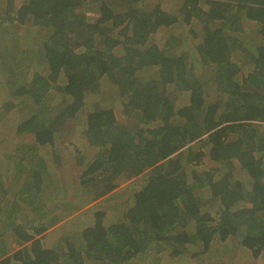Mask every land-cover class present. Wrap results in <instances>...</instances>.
<instances>
[{"label":"trees","instance_id":"obj_1","mask_svg":"<svg viewBox=\"0 0 264 264\" xmlns=\"http://www.w3.org/2000/svg\"><path fill=\"white\" fill-rule=\"evenodd\" d=\"M148 3L0 0V103L26 115L16 131L31 133L35 144L25 147L35 166L22 192L0 181V201L13 208L0 216V264H130L152 251L184 258L232 238L254 260L264 256V0ZM179 23L201 38L196 59L213 72L210 82L189 52H178L181 36L151 42L161 27ZM248 23L259 42H246ZM105 77L127 122L96 103L83 132L96 150L80 161L78 181L93 200L131 181L130 206L114 222L104 210L81 226L74 218L68 232L60 231L64 223L49 231L50 224L22 222L19 207L32 215L36 205L28 193L54 174L36 157L38 147L56 145ZM184 92L188 100L179 103ZM206 158L217 166L205 167ZM239 168L248 184L235 178ZM10 177L17 184L22 175ZM221 251L217 245L214 256Z\"/></svg>","mask_w":264,"mask_h":264},{"label":"rangeland","instance_id":"obj_2","mask_svg":"<svg viewBox=\"0 0 264 264\" xmlns=\"http://www.w3.org/2000/svg\"><path fill=\"white\" fill-rule=\"evenodd\" d=\"M16 1L17 4H21L23 0ZM147 1H149L148 9L157 3V0ZM160 1L164 6L168 7L176 2V0ZM95 10L96 5L87 8L89 13H93ZM254 25V23L246 24L249 37L247 38L248 41L246 39L243 40H246L248 44H251V42H259L256 33L257 30ZM190 35L189 28L179 23L170 27H161L159 32L153 36L151 42L163 44L170 36L176 38L181 36L183 44L178 52H189L191 58L198 64V73H204L206 76L205 80L210 82L213 72L211 69L203 70L202 65L200 64L199 66L200 62L198 63V58L196 57L197 45L201 38H191ZM147 74L153 75L155 72L151 71L147 72ZM102 80L101 92L97 96L89 98L86 105L79 111L77 117L66 123L65 131L58 138L56 145L53 147L47 145L38 147L36 157L41 158L43 163H47L46 165L48 168L50 167V170H53L52 173L55 175L52 174L51 176L49 171L51 179H49L47 187H42L41 190L37 189V192L32 190L28 193L27 191L32 196L31 198L35 200L36 205L33 207L32 215L22 207H19L17 216L22 222L30 225L40 221L38 225L50 224V227H53L57 223H64L60 231L68 232L69 223L74 222L72 221L74 218L76 221H80L81 226L90 222L96 210H104L108 220L114 222L115 220L121 219L123 211L130 206L132 193L135 190L134 185L130 183L131 181L122 180L118 187L108 196L95 200H93V192L88 188H81L78 181L82 173L81 170L83 169L82 164L87 162L96 150L89 145L83 133L86 127V116L94 108L96 103L99 102L101 106L113 107L116 110L119 122H127L125 115H122L121 100L117 93V87L107 77ZM187 94L184 92L178 96L179 103H185L188 100ZM60 99L61 93L56 92L55 99H53L56 107L60 106L57 105ZM25 118V114L17 110H5L4 106L0 103V181H3L7 187L10 185L13 186V190L9 187V192H14L17 189L20 190L19 193L22 192L23 184L33 178L32 174L34 173L35 164L27 163L29 161L27 157L30 155L31 150L25 149V147H35L33 143L34 138L27 131L22 133H17L16 131L19 122H22ZM25 151H28L27 154L29 155L27 157H25L27 154L24 156ZM31 155L35 158L33 153ZM80 161H82V164H79ZM205 162L208 164L205 167L209 165L217 166L209 158H206ZM42 166L45 167V164H42ZM45 168L49 170L47 167ZM17 173L22 175L21 182L12 184L10 175L16 176ZM235 178L243 180L247 184L249 183V177L240 168L236 170ZM0 191L3 192L2 189ZM203 195L209 199V204H211L209 192L204 191ZM11 209L13 210L12 206L10 207L8 205L5 208L4 202L0 201V216H6L5 212L11 211ZM69 212L71 218L67 221L68 218H65V215L67 216ZM59 220L61 221L58 222ZM75 228L78 229L77 226ZM9 239L11 237H5L4 242L6 245L8 246L9 243L10 246H15L14 239L12 238L11 241ZM52 240L54 241L53 237H50L45 241L47 244H51ZM1 243L4 246L3 241ZM217 245L222 248V251L216 257L214 253L216 252ZM198 248L197 255H193L192 251L190 254L185 255V257L183 256L184 258L170 257L168 252L156 254V252L152 251L135 258V260L133 259L130 264H262L264 262V256L254 260L251 253L243 250L240 243L234 238L226 242L218 241L207 252L202 251V247Z\"/></svg>","mask_w":264,"mask_h":264},{"label":"crops","instance_id":"obj_3","mask_svg":"<svg viewBox=\"0 0 264 264\" xmlns=\"http://www.w3.org/2000/svg\"><path fill=\"white\" fill-rule=\"evenodd\" d=\"M59 224H61V223L56 224V226L52 227L51 229H52V230H53V229H56V228L58 227ZM51 229H50L49 231H51ZM52 235H53V234H52ZM52 237H53V239H55L54 236H52Z\"/></svg>","mask_w":264,"mask_h":264}]
</instances>
